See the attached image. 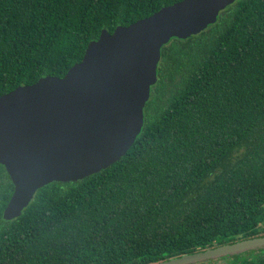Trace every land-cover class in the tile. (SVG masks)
Instances as JSON below:
<instances>
[{
    "label": "trees",
    "instance_id": "obj_1",
    "mask_svg": "<svg viewBox=\"0 0 264 264\" xmlns=\"http://www.w3.org/2000/svg\"><path fill=\"white\" fill-rule=\"evenodd\" d=\"M177 1L0 0V95L63 77L103 29ZM161 60L143 129L109 167L41 187L7 220L0 163V264H157L264 234V0H236ZM213 259L264 264V247L191 264Z\"/></svg>",
    "mask_w": 264,
    "mask_h": 264
},
{
    "label": "water",
    "instance_id": "obj_2",
    "mask_svg": "<svg viewBox=\"0 0 264 264\" xmlns=\"http://www.w3.org/2000/svg\"><path fill=\"white\" fill-rule=\"evenodd\" d=\"M236 0H180L89 42L63 77L47 75L0 95V163L14 190L4 209L19 217L41 187L76 181L119 160L145 122L162 47L217 21ZM264 247V234L162 260L191 264Z\"/></svg>",
    "mask_w": 264,
    "mask_h": 264
},
{
    "label": "rangeland",
    "instance_id": "obj_3",
    "mask_svg": "<svg viewBox=\"0 0 264 264\" xmlns=\"http://www.w3.org/2000/svg\"><path fill=\"white\" fill-rule=\"evenodd\" d=\"M160 64H162V60L160 61ZM198 264H228V262L225 260L213 259L210 261L200 262Z\"/></svg>",
    "mask_w": 264,
    "mask_h": 264
},
{
    "label": "flooded vegetation",
    "instance_id": "obj_4",
    "mask_svg": "<svg viewBox=\"0 0 264 264\" xmlns=\"http://www.w3.org/2000/svg\"><path fill=\"white\" fill-rule=\"evenodd\" d=\"M158 76H159V74H158Z\"/></svg>",
    "mask_w": 264,
    "mask_h": 264
}]
</instances>
